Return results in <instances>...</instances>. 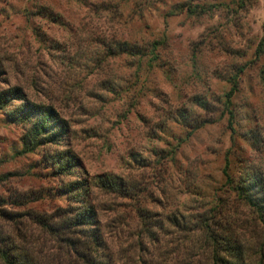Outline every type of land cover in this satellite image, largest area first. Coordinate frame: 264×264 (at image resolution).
Returning a JSON list of instances; mask_svg holds the SVG:
<instances>
[{"label": "rangeland", "instance_id": "obj_1", "mask_svg": "<svg viewBox=\"0 0 264 264\" xmlns=\"http://www.w3.org/2000/svg\"><path fill=\"white\" fill-rule=\"evenodd\" d=\"M261 76L264 0H0V92L66 126L22 151L28 123L7 116L21 101L0 108V248L31 264H264V223L229 185L264 186ZM56 153L73 166L53 169ZM74 181L89 249L42 224L77 209Z\"/></svg>", "mask_w": 264, "mask_h": 264}, {"label": "trees", "instance_id": "obj_2", "mask_svg": "<svg viewBox=\"0 0 264 264\" xmlns=\"http://www.w3.org/2000/svg\"><path fill=\"white\" fill-rule=\"evenodd\" d=\"M262 40L258 43L256 51H261ZM261 83L264 88V76H261ZM236 90V80L232 78L230 80V86L225 93L226 105L229 104V100ZM13 100L21 101L19 105L9 108L7 110V116L13 121H19L22 123H28L27 128L21 135V147L22 151H31L36 146L43 145L45 143H53L58 141L66 131L64 121L58 117L57 113L51 106L39 105L28 103L23 97L20 90L16 87L6 89L0 92V108L7 106ZM228 119L231 118V111H227ZM50 164L53 169L58 170L60 173L67 171V168L73 166L70 156L66 154L56 153L50 156ZM227 180V174L223 172ZM98 185L110 192L121 193L125 191L124 187L119 181H115L112 177L105 175L98 180ZM232 191L236 196L243 200L257 215L259 220L264 223V186L260 177H254L252 180L236 181L232 183L229 181ZM83 191V186L74 181L69 182L66 188L63 190L68 196L72 198L71 202L74 203L78 200L75 199L78 191ZM76 208L66 212L61 220L46 222L42 221L45 227H48L52 232H60L61 234L66 230L75 229L79 231V235L76 238H72L66 235L64 238L69 244H78V246H86L87 249L96 241V235L92 232L94 230L93 225L95 223V211L92 206L79 202ZM61 217V216H59ZM84 233V234H82ZM83 235L86 239L85 242H79L77 239ZM0 258L4 264H31L25 261V258H18L14 253H11L7 248H0Z\"/></svg>", "mask_w": 264, "mask_h": 264}]
</instances>
